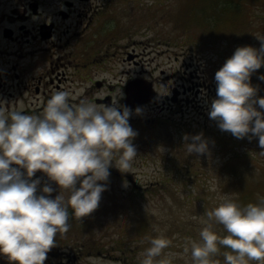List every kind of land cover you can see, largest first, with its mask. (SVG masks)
<instances>
[{"label":"rangeland","instance_id":"374dc122","mask_svg":"<svg viewBox=\"0 0 264 264\" xmlns=\"http://www.w3.org/2000/svg\"><path fill=\"white\" fill-rule=\"evenodd\" d=\"M102 1L103 9L109 10L111 30L118 33L111 35L115 45L110 46L107 40L106 47L116 49L118 54L131 48L139 55L143 53L142 62V57H136L137 65L126 61L121 70L126 69L128 76L143 70L152 94L128 107L132 110L129 124L137 132L132 141L137 155L131 167L121 171L115 166L109 168L97 210L82 222L68 220L71 228L57 235L52 250L69 252L75 247L79 250L78 264H129L130 259L122 257L121 249L128 247L125 251L141 264L150 239L163 237L170 245L155 258L156 264L161 260L194 264L190 251L184 253V246L189 239L201 242L199 232L207 226L208 211L225 197L239 205L244 191L251 192L252 204L264 198V150L259 147L258 137L237 139L221 131L208 116L210 102L216 98L215 73L238 47L260 48L257 38H264V0H234L239 4L237 11L222 8L231 3L228 0H218L219 9L208 0ZM100 3L93 0L88 14ZM10 10H16L15 15L23 13L15 0H0V15ZM27 23L32 25L37 20ZM262 75L264 66L251 76L259 97H264V80L259 78ZM176 90L178 93H174ZM81 101L91 103L83 95ZM138 107L140 114L135 113ZM201 133L209 142V154L189 155L183 136ZM41 174L37 194L48 185L53 189L50 198L60 192L67 202L70 193L59 190ZM125 174L132 175V189H128ZM133 189L142 193L137 195ZM140 217L149 220L137 223ZM211 223L213 231L225 230L221 224ZM3 258L0 256V263ZM212 260L225 264L223 255H215Z\"/></svg>","mask_w":264,"mask_h":264},{"label":"clouds","instance_id":"9594fccd","mask_svg":"<svg viewBox=\"0 0 264 264\" xmlns=\"http://www.w3.org/2000/svg\"><path fill=\"white\" fill-rule=\"evenodd\" d=\"M257 39L259 49L238 47L215 73L216 98L210 102L208 116L237 139L258 137L264 150V97L251 84L252 74L264 66V38ZM259 78L264 80V75ZM69 98L67 91L55 92L42 118L20 111L6 114L0 108V256L8 264H45L57 235L69 229V207L81 222L90 216L106 190L109 168L127 170L137 155L130 108L118 102L101 107L81 101L73 106ZM183 140L189 155L210 152L202 133L185 134ZM37 172L59 190L68 191L67 202L60 192L50 198L53 189L48 185L38 195L40 180L32 179ZM206 216L207 226L199 232L201 242L189 239L184 246L194 264H216L212 257L220 247L229 249L223 253L225 264H264V198L241 207L225 197ZM211 221L221 224L227 235H217ZM149 242L141 264H156L155 258L170 245L163 237Z\"/></svg>","mask_w":264,"mask_h":264},{"label":"flooded vegetation","instance_id":"af4514ba","mask_svg":"<svg viewBox=\"0 0 264 264\" xmlns=\"http://www.w3.org/2000/svg\"><path fill=\"white\" fill-rule=\"evenodd\" d=\"M91 3L93 0H15V6L23 8L21 15H15L16 10L2 12L0 108L6 114L20 111L42 118L48 99L57 91L69 92L73 106L79 104L80 95L101 107L113 101L134 107L151 96V83L143 70L132 76L121 70L126 61L137 65L142 57V62L143 53L131 48L118 54L106 47L107 40L115 45L111 35L118 33L111 30L109 10L102 7L105 1L88 14ZM28 21L36 25H28ZM41 175L37 172L32 179L41 184ZM78 253L75 247L69 252L51 249L45 264H78ZM1 262L8 264L5 257Z\"/></svg>","mask_w":264,"mask_h":264},{"label":"trees","instance_id":"16d2710c","mask_svg":"<svg viewBox=\"0 0 264 264\" xmlns=\"http://www.w3.org/2000/svg\"><path fill=\"white\" fill-rule=\"evenodd\" d=\"M202 2H205V1H207V0H201ZM209 1V3H211L212 5H214V7L216 8V9H219V5H218V0H208ZM229 2H231V3H229V5H224L222 8H224V9H226V10H234V11H237L238 10V8H239V4L237 3V2H235L234 0L232 1V0H228ZM217 6V7H216ZM225 10V11H226ZM219 12V10L217 11V13ZM115 175H119V173L118 174H115ZM131 176L132 175H130V174H125V176H124V179H127V181L129 180V183H128V185H129V188L128 189H132V183L134 182V180H133V178L131 179ZM131 179V180H130ZM262 185V184H261ZM133 192H135L137 195H139V193L141 194L142 193V190H140V189H133ZM245 193H241L240 195H241V197H242V199L241 198H239L240 199V202H239V206H241V207H244V206H246V205H248L249 203H253V200L251 199V197H252V194H251V192L250 191H244ZM68 211H69V222L70 223H75V222H77V219L76 218H74L73 216H72V210H71V208L70 209H68ZM144 218V217H143ZM142 217H140L138 220H137V223H140V224H142V223H146L149 219H146V218H144L142 221ZM71 225H69V229L71 228L70 227ZM68 229V230H69ZM215 232V231H214ZM217 235H219V236H221V237H224V236H226L227 235V232L225 231V230H222V231H220V232H215ZM120 248L122 247L118 242L116 243ZM128 247H125V248H121V249H124V251H123V255H122V257L126 260L127 258H129L130 260V263L129 264H133L132 262L134 261V264H138V260H136L135 258H132V256H131V253L130 252H128V251H125L126 249H127ZM225 251H229V249H226V248H224V247H220V251H219V253L217 254V255H223V253L225 252ZM125 254H127L128 256H125ZM214 261V260H213Z\"/></svg>","mask_w":264,"mask_h":264}]
</instances>
